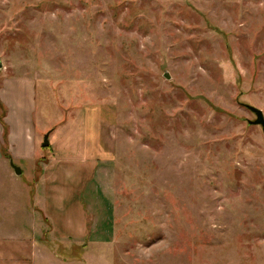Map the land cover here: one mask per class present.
<instances>
[{"label":"rangeland","instance_id":"374dc122","mask_svg":"<svg viewBox=\"0 0 264 264\" xmlns=\"http://www.w3.org/2000/svg\"><path fill=\"white\" fill-rule=\"evenodd\" d=\"M5 77L33 83L40 142L0 162V237L20 206L32 227L45 177L57 207L76 201L60 217L77 264H264V135L246 107L264 116V0H0ZM107 226L109 245L82 248Z\"/></svg>","mask_w":264,"mask_h":264},{"label":"crops","instance_id":"0c3cea01","mask_svg":"<svg viewBox=\"0 0 264 264\" xmlns=\"http://www.w3.org/2000/svg\"><path fill=\"white\" fill-rule=\"evenodd\" d=\"M1 81L0 162H6L7 164L8 158L33 159L37 144L40 142L38 140L40 134L37 133L30 119V104L33 105V99L30 100V87L33 83L29 79L12 77L2 78ZM10 170L8 171L10 176L12 174L13 176H19L13 173L11 167ZM44 170L43 167L45 175ZM20 174H22V171ZM53 177L54 179L49 180V182H55L56 174L54 172ZM45 180L44 177L42 182L36 184L37 190L40 186L43 187L44 194L43 196L37 195L33 201V209L35 211L37 209L38 212L36 211L37 213H34V216L32 215V218H34L32 227L28 221L29 212L25 211L23 206H20L21 213L19 214L25 217V223L21 225L14 223L13 227H18L13 230V235L0 237V264H47L50 256L53 257V264L78 263L79 243L77 241L79 238L76 234L79 227L70 225L65 219L62 222V217L68 218L72 211V204L74 203L76 206V201L71 202L68 196L65 200L66 206L62 209L59 204L57 207L62 199L57 198L59 200L57 201L55 196H47L48 181ZM69 182L71 183L70 179ZM77 201L79 204L81 203L79 197ZM34 203L36 205L38 203L39 206L36 207ZM40 204H42V207ZM46 217L49 223L45 222L44 218ZM35 218H39V220H35ZM20 226L28 229L27 233L25 231L23 233L24 227L20 228ZM102 232L106 236L96 238V240L92 236L87 237L86 244L82 248L88 250V247L93 246L92 244L100 243L109 245L112 238L110 235L114 232H112L110 226L105 227ZM85 255H87V252L84 255L82 254L83 259L80 261L86 263L88 260Z\"/></svg>","mask_w":264,"mask_h":264},{"label":"water","instance_id":"95a60500","mask_svg":"<svg viewBox=\"0 0 264 264\" xmlns=\"http://www.w3.org/2000/svg\"><path fill=\"white\" fill-rule=\"evenodd\" d=\"M254 115H255V120L253 122H249L252 125H257L262 128V132L264 135V116L262 111H260L257 108L251 107V106H246ZM48 134H46L43 138V143H42V148L48 147L49 146V141H48ZM12 168L14 170L15 175H20L21 171L19 168L15 167L12 165Z\"/></svg>","mask_w":264,"mask_h":264}]
</instances>
